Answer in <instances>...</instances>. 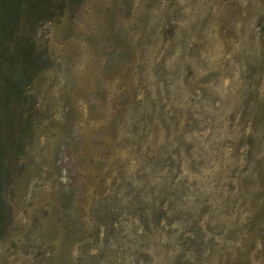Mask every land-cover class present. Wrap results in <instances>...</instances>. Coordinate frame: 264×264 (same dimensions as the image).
<instances>
[{
    "label": "rangeland",
    "instance_id": "374dc122",
    "mask_svg": "<svg viewBox=\"0 0 264 264\" xmlns=\"http://www.w3.org/2000/svg\"><path fill=\"white\" fill-rule=\"evenodd\" d=\"M35 13L0 35L37 56L0 60V264H264V0Z\"/></svg>",
    "mask_w": 264,
    "mask_h": 264
},
{
    "label": "trees",
    "instance_id": "16d2710c",
    "mask_svg": "<svg viewBox=\"0 0 264 264\" xmlns=\"http://www.w3.org/2000/svg\"><path fill=\"white\" fill-rule=\"evenodd\" d=\"M24 1H27L28 5L23 6ZM52 1L53 0H0V35L5 32V35L12 40L16 39L20 34V26L28 22L27 19L34 17V15H36L35 12H40L45 15L50 12V3ZM10 6L11 9L8 11L9 9L7 8ZM26 6V15H23L21 9L24 10ZM36 58L37 56L32 43L25 44L18 42L9 46H2L0 44V60L9 59L14 64L27 66L33 63ZM1 203L2 198L0 197V221L2 220Z\"/></svg>",
    "mask_w": 264,
    "mask_h": 264
}]
</instances>
